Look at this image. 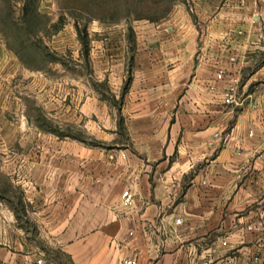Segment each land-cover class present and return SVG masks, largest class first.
Returning <instances> with one entry per match:
<instances>
[{"label": "crops", "instance_id": "1", "mask_svg": "<svg viewBox=\"0 0 264 264\" xmlns=\"http://www.w3.org/2000/svg\"><path fill=\"white\" fill-rule=\"evenodd\" d=\"M252 2L223 8L213 37L175 24L142 50L152 74L132 91L152 96L150 118L125 121L119 151L48 137L25 174L36 229L0 221V264H264V40Z\"/></svg>", "mask_w": 264, "mask_h": 264}, {"label": "rangeland", "instance_id": "2", "mask_svg": "<svg viewBox=\"0 0 264 264\" xmlns=\"http://www.w3.org/2000/svg\"><path fill=\"white\" fill-rule=\"evenodd\" d=\"M242 1L0 0V221L36 229L25 174L48 137L119 151L125 121L150 118L152 96L132 90L149 85L138 55L152 40L175 24L213 37L218 13ZM252 7L264 40V0Z\"/></svg>", "mask_w": 264, "mask_h": 264}, {"label": "built area", "instance_id": "3", "mask_svg": "<svg viewBox=\"0 0 264 264\" xmlns=\"http://www.w3.org/2000/svg\"><path fill=\"white\" fill-rule=\"evenodd\" d=\"M235 102H236V99H235V91H234V88H229L225 92V95H224V103L225 104H233ZM122 200H123V204L125 206H131L132 205L133 195H132V193L130 192L129 189H126V190L123 191V193H122ZM175 222L177 224H179L181 222V220L180 219H176ZM36 264H44V262H43L42 259H38L36 261ZM120 264H138V260L134 256H129V257L122 258Z\"/></svg>", "mask_w": 264, "mask_h": 264}]
</instances>
